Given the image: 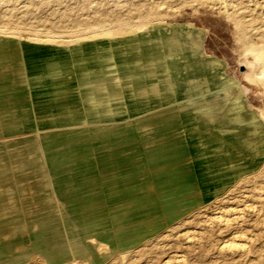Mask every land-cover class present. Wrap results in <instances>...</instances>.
<instances>
[{
    "label": "rangeland",
    "instance_id": "374dc122",
    "mask_svg": "<svg viewBox=\"0 0 264 264\" xmlns=\"http://www.w3.org/2000/svg\"><path fill=\"white\" fill-rule=\"evenodd\" d=\"M224 1L0 0V168L60 195L1 264H264V0Z\"/></svg>",
    "mask_w": 264,
    "mask_h": 264
},
{
    "label": "crops",
    "instance_id": "0c3cea01",
    "mask_svg": "<svg viewBox=\"0 0 264 264\" xmlns=\"http://www.w3.org/2000/svg\"><path fill=\"white\" fill-rule=\"evenodd\" d=\"M7 39H0V54H4L7 55L9 52V46L10 44L7 43L6 41ZM2 42V43H1ZM4 42V43H3ZM6 42V43H5ZM25 44H23L22 48H20V46L18 45V49H16V52L18 54V58L20 60V63L22 61V57L25 56L26 58H30L28 56V54H25V48H24ZM31 46V45H30ZM30 46H28L30 48ZM31 49V48H30ZM40 50V49H39ZM47 51L46 49H41L40 53H43L41 51ZM32 51H34L32 49ZM45 53H49L45 52ZM47 55V54H46ZM45 55L41 54L39 55V58H44ZM28 60V59H27ZM23 65V64H22ZM34 67V66H32ZM2 164H6L4 163L3 160H1ZM49 162L48 165H52L53 167L55 166L56 162L52 159L48 160ZM90 165L96 164L97 166H101L104 165L105 163L102 162V160H100L99 158H90ZM5 168H0V241L1 242H6L7 240L4 238H9V236L11 235H16L15 238H17L20 234V230L25 229L26 227H30L32 226L33 228H36V226L33 224L34 221H32V219H27V222L25 220L24 217V211L29 209H37V210H41L40 212H46L50 215V217L53 218V216L51 215L53 209H56V207L58 204V198L60 197V195H58L57 190L54 186V182L56 181V175L54 173L48 172L49 175V184H52V187L48 188V192L44 193L43 196L47 197V201L43 204H41V201L38 199H36L37 197H40V193H37L34 191H32V189H28L25 188L26 185L23 184V181L21 180L22 178L20 177V173L17 172V174H13V173H7L6 171H3ZM92 171H94V167H91ZM107 169L110 171L105 170L102 167H98L97 172H92V173H88L86 171V181H84V184H81V187L84 189H91L93 188V186H86V184L90 183L92 181L95 182L97 181V185L94 186V188H100V191H104L105 190V183L108 181L109 179H113L114 185H113V190H111V194L115 196L116 192L120 191L121 186H120V166L118 168H110L107 167ZM106 174L104 177L102 176V173ZM82 175L83 171L81 170ZM93 174H97L99 175V179H93ZM108 174H111V176H107ZM52 179V180H51ZM57 185V183L55 184ZM86 186V187H83ZM130 191L129 189H125ZM127 192H122L120 191L118 193V197H129L133 192L128 193ZM105 192V191H104ZM99 196V195H98ZM178 199H176V203H173L174 199H165V198H160L158 201V205L159 208L162 210H164L165 212L169 213L168 215H171L173 212H179L181 210H179L181 208V206L183 205L181 202H177ZM168 201H171L172 204L169 206ZM47 204V205H45ZM45 207H44V206ZM137 202L136 205H134L132 210H129V214H131L132 217H134L135 221H137L138 218V213L141 212L143 209L145 208H139L137 207ZM173 206V207H172ZM172 207V208H171ZM62 212V210H59ZM127 213V214H128ZM126 214V215H127ZM126 215L124 216V218L126 217ZM131 218V217H130ZM40 222V218L38 220ZM147 225V224H145ZM40 228V226H39ZM7 230V231H6ZM10 230V231H9ZM10 242V241H8ZM13 255V251H8V257H11ZM2 263V261H0V264Z\"/></svg>",
    "mask_w": 264,
    "mask_h": 264
},
{
    "label": "bare ground",
    "instance_id": "6f19581e",
    "mask_svg": "<svg viewBox=\"0 0 264 264\" xmlns=\"http://www.w3.org/2000/svg\"><path fill=\"white\" fill-rule=\"evenodd\" d=\"M221 1V0H220ZM228 1V0H227ZM230 1V0H229ZM235 1V0H234ZM237 1V0H236ZM236 1H235V4H237L236 3ZM250 1V0H249ZM255 1V0H254ZM262 1V0H261ZM223 2H225L224 0H223ZM237 2H239V0L237 1ZM243 2V1H242ZM253 2V1H252ZM227 3V2H226ZM229 3V2H228ZM230 3H231V1H230ZM234 3V2H233ZM240 3V2H239ZM250 3H251V1H250ZM249 3V4H250ZM260 3V2H259ZM238 6H239V4H237ZM246 5V4H245ZM244 5V6H245ZM248 5V4H247ZM261 5V4H260ZM227 6H228V4H227ZM231 6V5H230ZM240 6H242V5H240ZM234 7V6H233ZM235 7H236V5H235ZM243 7V6H242ZM249 7H250V5H249ZM236 8H238V7H236ZM255 8H256V6H255ZM263 8V7H262ZM239 9V8H238ZM252 10H253V8H252ZM253 12V11H252ZM260 12H261V10H260ZM247 13H249V11L247 12ZM255 13V12H254ZM262 13V12H261ZM257 15H259V14H257ZM250 16H251V14H250ZM263 17V16H262ZM258 18V17H257ZM250 20H252L251 18H249ZM249 19H245V20H249ZM263 19V18H262ZM243 20V19H242ZM257 21V20H256ZM255 21V22H256ZM250 22V21H249ZM248 22V23H249ZM259 22V21H258ZM262 22H264L263 20H262ZM251 23H253V22H251ZM250 23V24H251ZM244 26V25H243ZM249 26H251L252 27V25H248L247 27H249ZM244 28H246V25L244 26ZM259 28V27H258ZM257 28V29H258ZM261 28V27H260ZM261 31H263V30H261ZM262 33V32H261ZM159 35V34H158ZM261 38V37H260ZM262 38H263V36H262ZM101 41V40H100ZM264 46V45H263ZM258 55V54H257ZM256 55V56H257ZM259 60H260V62L261 63H259L256 67H252L253 68V75L252 76H254V74H255V76H259L258 74H260V75H262L263 76V79H260V78H258V80L261 82H263L264 83V54H262V53H259ZM251 76V77H252ZM260 77V76H259ZM252 80V79H251ZM253 80H255L254 79V77H253ZM253 80H252V82H253ZM257 84V83H256ZM258 85H259V83H258ZM178 90V89H177ZM151 95V94H150ZM221 98V97H220ZM91 104L92 105H97V106H99V105H101L102 104V102L101 103H99V100L97 99L96 100V102H94L93 100H92V102H91ZM205 120L207 121V122H209V123H211L210 122V120L209 119H207V118H205ZM220 128V127H219ZM219 132L220 133H222V134H224L223 135V139L225 140V141H229V143L230 144H233V145H236V146H240L239 145V143L235 140V138L231 135V133H232V130H230V129H225V128H220L219 129ZM242 148V147H241ZM240 148V149H241ZM239 149V148H238ZM243 149V148H242ZM238 150H236L235 152L236 153H240L239 151L237 152ZM261 194V193H260Z\"/></svg>",
    "mask_w": 264,
    "mask_h": 264
}]
</instances>
